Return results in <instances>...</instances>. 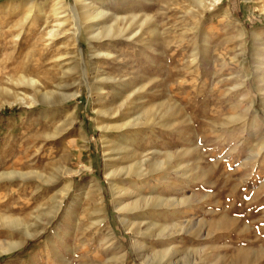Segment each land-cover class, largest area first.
<instances>
[{
	"label": "rangeland",
	"instance_id": "374dc122",
	"mask_svg": "<svg viewBox=\"0 0 264 264\" xmlns=\"http://www.w3.org/2000/svg\"><path fill=\"white\" fill-rule=\"evenodd\" d=\"M89 1L122 33L76 42V0H0V264H264V0ZM107 160L144 164L133 230Z\"/></svg>",
	"mask_w": 264,
	"mask_h": 264
},
{
	"label": "bare ground",
	"instance_id": "6f19581e",
	"mask_svg": "<svg viewBox=\"0 0 264 264\" xmlns=\"http://www.w3.org/2000/svg\"><path fill=\"white\" fill-rule=\"evenodd\" d=\"M27 1V0H26ZM86 0H76V4L75 5H72L71 6V8H70V11L73 13V15H75V17L77 16L76 15V10L78 9V6H80V8H82L83 9V12H82V15H81V19L82 20H84V24L82 25L81 23H80V21H82L81 19H78L79 21L77 22V20L74 22V23H72V25L70 26V28H68L67 29V32H65V33H63L64 34V36H67V38H69V39H72V40H74V41H79L80 40V37H81V35H82V33H83V28L87 31L86 33H88L90 36H91V38H94V37H98V36H101L102 38L103 37H106V36H113L114 34L116 35H119V34H121L122 33V29H120V28H116L115 26V28L113 27V26H106L103 30H101V29H99V28H97V25H98V22L96 21V20H98V19H101V18H103V17H105L106 16V13H105V11H103V10H101V9H98V8H96V7H94L93 6V4H92V2H90L89 1V3H84ZM219 1V0H218ZM31 4H32V2H31ZM63 6V4H61V2H58V3H55L53 6H52V9H51V12H52V14H54V15H59L60 14V9H61V7ZM40 11H42V9H39ZM79 14V13H78ZM80 17V16H79ZM76 18H78V17H76ZM83 22V21H82ZM61 27V26H60ZM64 27V26H63ZM63 30V29H62ZM126 30V29H125ZM48 35L51 37V38H55L57 35H60L59 33H57L56 31H52V30H50L49 32H48ZM88 35V36H89ZM63 36V35H62ZM61 37V36H60ZM96 41V40H95ZM98 52V51H97ZM96 53V52H95ZM99 53V52H98ZM97 53V54H98ZM109 54V53H108ZM101 55V54H100ZM100 69V68H99ZM96 70V69H95ZM99 73V72H98ZM83 76H84V73H83ZM86 77L84 76V78L83 79H85ZM24 79V78H23ZM27 80V79H26ZM26 80H24V81H26ZM30 82H34V80H31ZM37 82V81H36ZM83 82V81H82ZM100 82V81H99ZM80 84V83H79ZM97 84V83H96ZM75 85H78V84H75ZM87 85V84H86ZM244 86H245V82H244ZM92 87V86H91ZM94 89H96L98 92H99V95L101 96V94L103 95L104 93H102L101 92V90L103 89L102 88V86H97L96 88H94ZM91 91H92V89H90ZM102 91H104V90H102ZM77 93L78 92H76V93H74L73 95H62V99H61V101L62 102H64L65 100L67 101L69 98H71V97H74V96H76L77 95ZM98 94V93H97ZM44 98H47V99H50L52 96V94H49V93H47V92H45L44 94ZM43 97V96H42ZM105 112V111H104ZM260 115V114H259ZM257 117H259L258 116V114H257ZM126 125V124H125ZM118 126V125H117ZM116 128H118V127H116ZM103 129L106 131V130H109V129H111V127L110 126H108V125H105V126H103ZM107 134V133H106ZM104 143L107 145V147L108 146H110L109 145V141L107 140V136L105 135V133H104ZM110 143H112L111 141H110ZM112 147H113V145H111ZM107 156V158L109 159L110 158V156L109 155H106ZM141 162V161H140ZM145 162V161H144ZM143 162V163H144ZM135 163V162H134ZM139 163V162H138ZM144 165V164H143ZM142 165V166H143ZM142 166H137V165H130V168H128L127 169V171L125 172V174H124V178L123 179H121V175H119V169L116 167V166H114V165H112V163H111V161H109V160H107V162H106V174H107V177H108V180H109V182L111 183V188H112V190H113V192H114V201L116 202V205H117V207L119 208V210L123 213L122 214V220H123V222L125 223V225H126V227H127V229H129V230H133V227L135 226V223L129 218V215L127 214L128 213V211H130L131 210V206L133 205V203L131 202V203H125L124 202V196L126 195V194H128V193H130V191H129V189H127V188H122L121 186L123 185V183H124V181H127L128 183H129V185H137L138 183L136 182V181H138V180H134V178H133V173H136L138 176H142V171L144 170V169H142ZM67 168V167H66ZM62 169V168H61ZM124 170V169H123ZM145 171V170H144ZM60 173V172H59ZM11 174V173H10ZM66 175V174H65ZM136 176V175H135ZM63 177V176H62ZM69 178V177H68ZM136 179V178H135ZM58 181V180H57ZM68 181V183H67V186L65 187V189H63L61 192H60V194H59V196L55 199L56 200V207H55V209H60V208H62V206H63V204H64V201H65V197H66V195L68 194V192H70V190H72L73 189V186H72V179H68L67 180ZM140 181V180H139ZM137 183V184H136ZM131 187H133V186H131ZM135 187V186H134ZM100 189V187H99V185L96 183L95 184V182L92 180H90V181H88V182H86L85 184H83V186L81 187V189L83 190V194L85 195V197L87 198H90L89 196V194H91L92 192H91V189ZM136 189V188H135ZM134 191V190H133ZM134 196V195H133ZM127 198L129 197V195L128 196H126ZM131 197V196H130ZM54 198V197H53ZM52 198V199H53ZM101 199V198H100ZM149 199V198H148ZM156 199H158V198H156ZM54 200V199H53ZM54 200V201H55ZM139 200V199H138ZM103 201V200H102ZM102 201H97L98 202V207L100 208V210H102ZM150 201V200H149ZM158 201L160 202V204L159 205H161L162 206V202L164 203L165 202V200L164 199H161V198H159L158 199ZM173 202V201H172ZM155 203V202H154ZM153 203V204H154ZM135 204V203H134ZM138 204V203H137ZM143 204V203H142ZM146 204V203H145ZM167 204V203H166ZM169 204V203H168ZM55 205V204H54ZM89 205V204H88ZM148 205V204H147ZM170 205H172L171 203H170ZM141 206V205H140ZM145 206V205H144ZM134 207V206H133ZM54 208V207H53ZM105 208V207H104ZM136 210V209H135ZM95 211V210H94ZM55 212H57V210L55 211ZM104 212H105V210H104ZM95 213V212H94ZM131 220V221H130ZM3 221H4V223L7 225V226H9V228H10V230H11V232H13L14 230H18V229H20V227H24L23 228V230H21V232L26 236V237H28V236H33V234L36 232V231H33V233H31V231H30V229L29 228H27L26 226H25V224L24 223H22L21 221H18V219L17 220H15V219H12V218H10V217H6V218H4L3 219ZM135 221V220H134ZM137 224V223H136ZM149 224V223H148ZM151 225V224H150ZM137 226V225H136ZM147 227V226H146ZM150 227V226H149ZM155 227V226H154ZM135 228V227H134ZM151 229H153V230H155V228H151ZM151 229H148V231H150ZM163 229V228H162ZM165 230V229H164ZM157 231V230H156ZM161 231V230H160ZM20 232V233H21ZM140 233V232H139ZM155 233V232H154ZM159 233V232H158ZM162 233V232H161ZM166 233V232H165ZM141 234V233H140ZM163 234V233H162ZM142 235H144V237H146V240H150L151 239V237H152V235H154L153 233H148V234H143L142 233ZM155 236V235H154ZM156 236L158 237L159 235L158 234H156ZM155 236V237H156ZM25 238V237H24ZM24 239L23 240H20V241H18V242H13L11 245H10V247H7V248H10L9 250H11L12 251V249H17V248H20V247H22L23 246V244H24ZM141 242V241H140ZM139 242V240L138 239H135V244H134V246H135V248H137V250L138 249H144L145 250V245H143L142 243H140ZM143 242V241H142ZM10 244V243H9ZM165 256V255H164ZM163 257V256H162ZM124 258V257H123ZM167 258V257H166Z\"/></svg>",
	"mask_w": 264,
	"mask_h": 264
}]
</instances>
